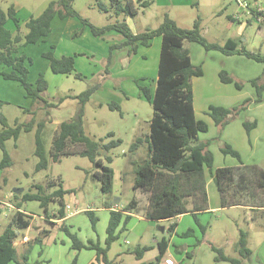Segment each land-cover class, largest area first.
<instances>
[{
  "label": "rangeland",
  "instance_id": "1",
  "mask_svg": "<svg viewBox=\"0 0 264 264\" xmlns=\"http://www.w3.org/2000/svg\"><path fill=\"white\" fill-rule=\"evenodd\" d=\"M50 1L52 0H0V8L6 11L8 6L13 5L19 24L23 26L26 19L40 14ZM141 1L143 0H134L137 8L134 16H115L109 0H73L72 6L81 17L95 26L102 27L124 20L133 33L157 27L164 15L186 28L191 27L193 21L200 17L201 34L208 41L222 42L230 38L249 51L264 54V17L257 20L248 13L255 5H264V0L255 5L254 0H242L248 3L249 8L239 6L236 0H197L196 6L192 5L194 0H148L151 2L147 6H142ZM98 3L103 4L105 10L100 9ZM78 22L81 21L78 19ZM5 26L10 31L16 30L10 19ZM86 28L88 27L82 29V25L67 23L66 18L55 16L46 37L35 44L20 43L18 54H25L32 60L29 65V80L34 82L39 74H43L47 82L42 97L54 104L47 109L48 113L42 101L31 102L26 97L19 82L0 76V113L6 117L9 126H13L14 121L27 122L33 115L36 121L32 130L21 131L16 141L6 140L5 148L11 157V165L0 168V234L13 214L16 203H20V211L31 215L30 225L20 231L15 241L18 254L28 249V259L26 263L21 260L10 264H69L74 257L76 264H105L96 260L94 249H73L71 238L60 229V225L65 224L83 243L92 240L105 246L109 219L105 201L122 207L132 198L138 199L137 209L133 211L126 229H117V238L107 250V257L113 262L137 264L140 259L135 257L134 249L146 246L148 249L141 258L145 263L227 264L213 260L215 253L210 249L209 242L222 248L225 254L237 256L238 229H242L246 232V245L253 252L247 264H264V215L257 212L261 210L250 211L238 205L220 207L219 193L207 173L208 206L213 209L197 212L195 216L186 213L179 220L170 218L158 221L144 216L149 193L133 189L132 183L134 166L148 155L145 139L150 132L153 108L146 98L138 94V85L147 86L151 91L155 87L160 38L154 37L150 47L140 46L139 53L133 56L128 55L127 46L110 49L111 45L123 41L120 33L113 30L106 31L102 36H94ZM21 30L25 32L24 26ZM186 44L195 61H199L196 59L201 57V53L207 52L198 43ZM47 50H51L55 57L74 55V72L79 73L80 78L72 73H53L48 67L47 59L42 56ZM198 51L201 53H196ZM206 63L205 76L191 78L195 117L209 123L207 132L198 133V140L209 141L208 149L212 152L214 167L240 165L235 157L221 152L225 143L239 152L244 164L264 166V88L261 91V101L256 102L255 88L250 83V80L256 78L259 83L264 82V64L243 55L229 56L222 64V69L240 84L236 88L234 83L220 81L219 75L214 74L209 67L213 64L211 59L208 58ZM90 87L94 90L84 104L82 115L85 134L99 142L120 140L118 145L99 153L102 159L105 156L111 158L109 163L104 162L113 170L109 194L102 192L100 180L94 175L95 171L100 170V166L78 153L82 144L73 145L74 153L60 156L58 161H52L49 153L58 124L70 120L78 111V100L72 96ZM61 98L62 101H59ZM245 98L251 100L239 115L230 120L231 125L227 129H219L205 113L209 104L232 108ZM110 101L119 104L121 113L109 109L107 103ZM27 109H33L34 114H30ZM253 120L256 125L247 132L242 122ZM39 121H44L41 141L48 166L35 171L38 161L34 155L35 129ZM108 132L113 135L107 136ZM138 136L142 138V142L131 152L129 146ZM241 171L250 173L244 168ZM34 184H41L44 193L59 187L71 191L64 196L65 204L69 207L66 208L67 216L62 221L52 216L58 208L57 202L48 203L49 215L45 216L38 201L22 200L24 193L35 191L32 187ZM17 189L21 191L16 192ZM233 199L257 208L264 204V192L251 185L247 191L233 196ZM86 210H93L98 218L94 229ZM172 223H175L176 232L174 229L168 230ZM189 229L191 232L184 235ZM23 235L27 241L23 240ZM37 235L41 237L40 243L35 241ZM162 236L170 242L171 254L168 255L166 250L162 256H158L156 241Z\"/></svg>",
  "mask_w": 264,
  "mask_h": 264
},
{
  "label": "trees",
  "instance_id": "2",
  "mask_svg": "<svg viewBox=\"0 0 264 264\" xmlns=\"http://www.w3.org/2000/svg\"><path fill=\"white\" fill-rule=\"evenodd\" d=\"M73 0H52L37 16L29 17L24 26L27 32L21 36L19 34L20 24L16 16V10L13 5L8 6L4 11L0 8V65L6 69L0 71L3 79L19 82L23 88L26 97L31 102L42 101L43 107L47 110L54 106L53 103L42 97V92L47 88V82L43 74H39L34 82L29 80V65L32 60L25 54H18L17 44H35L46 37L50 32L51 21L55 16L59 18L77 17L83 24L88 25L90 31L95 36H102L106 31L115 30L123 36L120 44L110 46V49L127 46L128 55L137 52L139 46L148 47L154 37H160L161 43L158 55L157 76L155 87L151 91L147 86L138 85L139 95L146 98L152 105L153 115L149 126L150 132L147 141V158L134 166L133 189H142L149 193L148 204L144 210V216L152 220H166L184 213H192L193 216L199 211L208 209V197L205 187V173L213 180L219 195L221 207L244 204L234 200L233 196L247 191L248 187L254 185L264 192V166L255 164H244L240 154L230 144L225 143L221 152L235 157L240 166H213V155L208 149L209 141H199L198 133L208 131V123L195 117L193 105V91L191 78L201 76L203 69L201 65H195L190 58V52L187 47L188 42H195L201 45L204 50H215L223 55H243L264 64V54L252 52L243 46L238 47L237 42L232 39H225L223 42L208 41L201 34V19L197 17L191 27H181L176 21L167 15H164L161 23L155 28H148L142 32L133 33L127 23L115 21L102 27L95 26L73 8ZM151 1L143 0L142 6L149 5ZM110 7L113 8L115 16L137 14V8L133 0H109ZM197 0L192 5H197ZM100 9L105 10V6L98 3ZM10 19L14 23L16 33L13 34L6 28V21ZM77 34V33H76ZM47 59L48 67L53 73L74 74L80 78V74L75 71L74 55H63L55 57L51 50L42 53ZM27 61V62H26ZM220 81L223 83H234L236 88L240 84L233 80L231 76L223 69L219 71ZM255 88L256 98L254 101H261V91L264 88V82H258V78L250 80ZM94 88L73 95L78 100L79 108L74 117L70 120L61 121L54 133L51 146L50 157L52 161H58L60 156H66L74 153L72 148L75 144H82L83 147L78 150L81 156L87 157L91 162L100 166V170L95 171L94 175L100 180V187L103 193L109 194L112 187L113 170L104 162L111 161L110 156L104 159L99 157L101 150L108 151L120 143L119 139H110L108 142H99L88 137L85 134L82 115L84 104L88 101ZM61 98L59 101H62ZM250 98H245L240 104L232 108L222 105H209L205 113L213 120L214 124L223 129L232 118L247 107ZM1 104V101H0ZM109 109L118 110L121 113L117 102L107 103ZM30 114L34 110L27 109ZM48 113V110L46 111ZM34 115L24 123L14 121L13 126H9L6 117L0 113V149L2 150V159L0 168L11 165V157L6 151L5 142L8 139L16 141L21 131H30L35 125ZM44 121H39L35 129V149L34 155L38 158L34 170L39 171L48 166V158L45 148L41 141V133ZM242 125L246 131L256 125V121H243ZM108 132L107 136H112ZM142 142L141 137H135L129 146L131 152L138 148ZM250 173L241 171L242 168ZM35 191L24 193L22 200H36L44 210V215L48 216V203L54 201L58 203V208L52 213V216L61 221L66 216L65 194L71 192L69 189L59 187L51 192L44 193L41 184L32 186ZM231 197V199L229 198ZM105 207H112L107 204ZM264 211V204L258 205ZM137 209V200L132 198L120 209H110L109 219L106 227L105 246H100L98 242L89 240L83 243L75 233H71L65 224L60 225L62 229L72 240L71 247L76 250L82 248L94 249L96 260H101L105 264H117L107 257V250L110 244L117 238V229L123 231L126 229L131 213ZM251 210H256L252 207ZM90 218L92 228H95L97 216L93 210L85 211ZM31 215L20 211V203L15 204V210L8 223L0 234V264H10L11 262L26 263L28 249L18 254L15 241L20 231L30 225ZM175 223H172L168 230L172 231ZM204 232V228L201 227ZM239 230L237 240V256L227 255L222 248L209 242L210 249L214 251V261H227L229 264H243V260L250 259V248L246 245V232ZM191 229L184 235H188ZM24 236V235H23ZM22 236V237H23ZM35 241H41L37 235ZM159 255L162 256L168 247V240L162 236L157 240ZM148 247H137L134 254L137 259L142 258V254ZM31 264V263H27ZM69 264H76V257ZM91 264H94L93 262ZM138 264H154L139 262Z\"/></svg>",
  "mask_w": 264,
  "mask_h": 264
},
{
  "label": "crops",
  "instance_id": "3",
  "mask_svg": "<svg viewBox=\"0 0 264 264\" xmlns=\"http://www.w3.org/2000/svg\"><path fill=\"white\" fill-rule=\"evenodd\" d=\"M134 1V0H133ZM253 3L254 4H257V3H260V0H254L253 1ZM263 4V3H262ZM261 4V5H262ZM66 19H67V23H71V24H74V25H78V26H81L82 25V29H84L85 27H88V28H86L87 29V31H88V29L90 30V28H89V26L88 25H86L85 27L83 26V23L82 22H78V18L77 17H65ZM233 19H235V17H232ZM62 19H64V18H62ZM74 19H76V20H74ZM27 20V19H26ZM26 21H24V23H25ZM52 22V21H51ZM81 23V24H80ZM24 26V25H23ZM21 24H20V30H19V34L21 35V36H23L26 32H27V28L24 26V29H25V32H22V30H21V28L23 27ZM66 31V30H65ZM110 31H113V30H110ZM115 31V30H114ZM13 34H15L16 33V30H14V31H11ZM91 32V31H90ZM115 32H117V31H115ZM119 33V32H118ZM73 35H74V33H73ZM93 35V34H92ZM95 36V35H94ZM157 38V37H156ZM155 38V39H156ZM160 38V37H159ZM154 39H152L151 41H153ZM22 41H23V39H22ZM22 41H20L18 44H17V46H18V49H19V46L22 44ZM223 42V41H222ZM21 43V44H20ZM160 43H161V40H159V42H158V44H159V48H160ZM151 45V44H150ZM241 46V44H238V47H240ZM54 47V46H53ZM140 47V46H139ZM148 47H150V46H148ZM187 47H188V45H187ZM189 49V48H188ZM204 49V48H203ZM206 51V50H205ZM17 53H19V52H17ZM137 53H139L138 52V50H137V52L135 53V54H133V56L134 55H136ZM196 53H201L200 51H198V52H196ZM229 56H233V55H223L222 53H220V52H218V51H215V50H210V51H207L206 53H204V54H202L201 53V57H199V58H197L196 60H201V62H199V61H195L193 58H192V53L190 52V58H191V61H192V63L193 64H199V65H201L202 66V69H203V74L200 76V77H203V76H205V74H206V61H207V59L209 58V59H211L212 60V62H213V64H211L209 67L212 69V71L214 72V74H217V75H219V71L223 68L222 66V64H224V62H225V60L226 59H228L229 58ZM1 66V70H4V69H6V67H3L2 65H0ZM0 70V71H1ZM1 76V75H0ZM2 77V76H1ZM199 77V76H198ZM139 91V90H138ZM139 94V93H138ZM247 97H250V96H247ZM209 105H211V104H209ZM208 105V106H209ZM208 106H207V108H208ZM223 106V105H222ZM226 107V106H225ZM203 120V119H202ZM204 121H206V120H204ZM207 122V121H206ZM208 123V122H207ZM231 124H227V125H225V129H227V127H229ZM208 126H209V123H208ZM209 129V128H208ZM240 166V165H239ZM209 176V175H208ZM209 180L210 181H212L213 182V180H212V178L209 176ZM214 183V182H213ZM205 187H206V191H207V181H206V179H205ZM216 190H217V188H216ZM217 192H218V190H217ZM219 193V192H218ZM220 196V195H219ZM207 197H208V192H207ZM138 200V199H137ZM9 204V203H8ZM146 205H147V203H146ZM7 206V205H6ZM233 206V205H232ZM237 206V205H236ZM238 206H244L245 208H247V209H249L250 211H251V208L252 207H254V206H251V205H248V204H238ZM220 207H221V203H220ZM108 208V210H110V209H115V210H118V209H120L121 208V206L119 207V206H116V205H112V207H107ZM211 209H213V207H209L208 206V209L207 210H205V211H209V210H211ZM261 208L259 207H257L256 208V210H260ZM200 212V211H199ZM258 213H260V214H263L264 215V211H263V209L259 212V211H257ZM188 213H190V212H188ZM185 214L186 213H184V214H181V215H178V216H175V217H172V218H175V219H177V220H179V219H181L182 217H184L185 216ZM132 215H133V212L131 213V217H132ZM66 216H67V214H66ZM65 216V217H66ZM171 218V219H172ZM56 220H60L61 221V219H56ZM169 220H170V218H169ZM162 221H164V220H162ZM162 230H163V228H162ZM174 231L176 232V229L174 228ZM25 241H27V238H26V240ZM156 243H157V241H156ZM169 245H170V242H168V247H167V251H168V255L169 254H171L170 253V250H169ZM251 250V249H250ZM252 254H253V252H252V250H251V253H250V256H252ZM213 258H214V256H213ZM214 260V259H213ZM97 261H100V260H97ZM140 262H142L141 261V259L139 260ZM139 261L137 262V264L139 263ZM249 260H244L243 261V264H247V262H248ZM219 262H226L227 264H229L227 261H219ZM95 264V263H94ZM98 264H100V263H98Z\"/></svg>",
  "mask_w": 264,
  "mask_h": 264
},
{
  "label": "built area",
  "instance_id": "4",
  "mask_svg": "<svg viewBox=\"0 0 264 264\" xmlns=\"http://www.w3.org/2000/svg\"><path fill=\"white\" fill-rule=\"evenodd\" d=\"M239 4V6L241 7H245V8H249L248 6V3L242 1V0H236ZM255 5V4H254ZM248 13H250L251 15L255 16L257 18V20H260V17H264V5H258V7H255L254 8H250L248 10ZM11 207V205H9ZM69 206L66 204V208H68ZM24 239L23 240H26V237L24 236L23 237ZM173 264V262L171 263Z\"/></svg>",
  "mask_w": 264,
  "mask_h": 264
},
{
  "label": "water",
  "instance_id": "5",
  "mask_svg": "<svg viewBox=\"0 0 264 264\" xmlns=\"http://www.w3.org/2000/svg\"><path fill=\"white\" fill-rule=\"evenodd\" d=\"M16 192H19V191H21V190H19V189H17V190H15Z\"/></svg>",
  "mask_w": 264,
  "mask_h": 264
}]
</instances>
